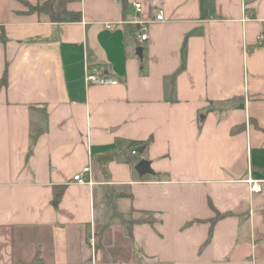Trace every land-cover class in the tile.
Segmentation results:
<instances>
[{"label":"crops","instance_id":"1","mask_svg":"<svg viewBox=\"0 0 264 264\" xmlns=\"http://www.w3.org/2000/svg\"><path fill=\"white\" fill-rule=\"evenodd\" d=\"M44 1L0 0V264H264V0Z\"/></svg>","mask_w":264,"mask_h":264},{"label":"built area","instance_id":"2","mask_svg":"<svg viewBox=\"0 0 264 264\" xmlns=\"http://www.w3.org/2000/svg\"><path fill=\"white\" fill-rule=\"evenodd\" d=\"M134 7H135V10L137 12L141 11L142 6L139 2L134 3ZM163 19H164L163 10L159 9L157 11V14H156V20L162 21ZM136 22H138L140 24L139 29H138V33H137V39L139 41H143L147 38V33H146L147 28L145 26L144 21L138 20ZM106 26L109 27L108 24ZM257 42H258V44H263L264 32H260L257 35ZM84 81L87 85L88 84H101V85L102 84H110V85L117 84V80L107 76L102 71H100L98 68L87 69L85 76H84ZM136 152H137L136 149L132 150L133 154H135ZM89 169H90L89 165L85 166L79 173H77L73 176V180L77 181L78 183L88 182L89 181V179H88ZM251 188L254 191H258L260 189V187L256 185V182L253 183ZM95 240L96 239H95L94 233H91V236L89 238V243L91 244L93 250H94V246H95Z\"/></svg>","mask_w":264,"mask_h":264},{"label":"trees","instance_id":"3","mask_svg":"<svg viewBox=\"0 0 264 264\" xmlns=\"http://www.w3.org/2000/svg\"><path fill=\"white\" fill-rule=\"evenodd\" d=\"M69 0H46L37 6H28L29 11H38L48 15L50 19H55L57 21H79L81 14L79 11L69 10L66 8V3ZM125 2L126 0H121ZM3 76L2 80L4 79ZM146 142H127V147H132L134 145L145 144ZM133 156V154H131Z\"/></svg>","mask_w":264,"mask_h":264},{"label":"water","instance_id":"4","mask_svg":"<svg viewBox=\"0 0 264 264\" xmlns=\"http://www.w3.org/2000/svg\"><path fill=\"white\" fill-rule=\"evenodd\" d=\"M136 53L141 56L142 55V47H137L136 49ZM141 151V150H140ZM135 169L140 173H147V172H151V169L149 167V163L146 160H140L137 162V164L135 165Z\"/></svg>","mask_w":264,"mask_h":264}]
</instances>
